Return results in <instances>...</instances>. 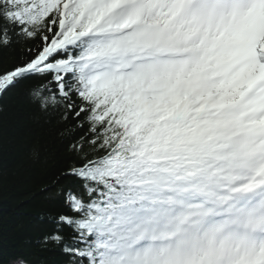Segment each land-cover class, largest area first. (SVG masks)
Masks as SVG:
<instances>
[{
  "label": "snow or ice",
  "instance_id": "snow-or-ice-1",
  "mask_svg": "<svg viewBox=\"0 0 264 264\" xmlns=\"http://www.w3.org/2000/svg\"><path fill=\"white\" fill-rule=\"evenodd\" d=\"M20 90L55 147L0 264H264V0H0V152Z\"/></svg>",
  "mask_w": 264,
  "mask_h": 264
},
{
  "label": "trees",
  "instance_id": "trees-1",
  "mask_svg": "<svg viewBox=\"0 0 264 264\" xmlns=\"http://www.w3.org/2000/svg\"><path fill=\"white\" fill-rule=\"evenodd\" d=\"M4 105L8 135L0 152V222L11 226L6 229V240L22 244L31 238L28 221L42 210L38 192L49 179L34 160L33 150L55 145L38 128V113L24 91L6 97Z\"/></svg>",
  "mask_w": 264,
  "mask_h": 264
}]
</instances>
